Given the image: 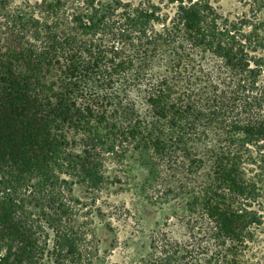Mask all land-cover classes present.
<instances>
[{
  "label": "trees",
  "instance_id": "trees-1",
  "mask_svg": "<svg viewBox=\"0 0 264 264\" xmlns=\"http://www.w3.org/2000/svg\"><path fill=\"white\" fill-rule=\"evenodd\" d=\"M253 3L0 0V264H94L96 221L116 214L99 199L120 187L168 212L140 264H259Z\"/></svg>",
  "mask_w": 264,
  "mask_h": 264
},
{
  "label": "rangeland",
  "instance_id": "rangeland-1",
  "mask_svg": "<svg viewBox=\"0 0 264 264\" xmlns=\"http://www.w3.org/2000/svg\"><path fill=\"white\" fill-rule=\"evenodd\" d=\"M137 2L139 0H128ZM158 1V0H152ZM221 11L231 15L251 14L252 3L257 5L256 19L252 23H264V0H211ZM253 3V4H254ZM134 182L143 175L141 167L131 163ZM133 181V179H132ZM264 191V183H263ZM80 193V192H79ZM81 196H83L81 194ZM103 209L115 206L116 214L107 212L102 220H97L93 228V246L96 249L94 264H140L148 252V232L156 221H161L165 213L152 205L142 195L126 187L105 191L99 199ZM166 211L170 209L165 207ZM252 252L259 264H264V211L263 224L258 242Z\"/></svg>",
  "mask_w": 264,
  "mask_h": 264
}]
</instances>
